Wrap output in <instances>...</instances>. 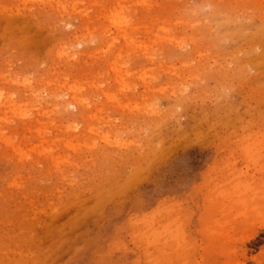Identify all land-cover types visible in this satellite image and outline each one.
<instances>
[{"label": "rangeland", "instance_id": "1", "mask_svg": "<svg viewBox=\"0 0 264 264\" xmlns=\"http://www.w3.org/2000/svg\"><path fill=\"white\" fill-rule=\"evenodd\" d=\"M0 120V264H264V0H0Z\"/></svg>", "mask_w": 264, "mask_h": 264}, {"label": "bare ground", "instance_id": "2", "mask_svg": "<svg viewBox=\"0 0 264 264\" xmlns=\"http://www.w3.org/2000/svg\"><path fill=\"white\" fill-rule=\"evenodd\" d=\"M132 3H134V2H132ZM142 4H143V3H142ZM127 6H128V5H127ZM86 16H87V15H86ZM115 18H116V17H115ZM162 22H163V20H162ZM143 25H144V24H143ZM161 26H163V25H161ZM98 27H99V26H98ZM137 28H138V26H137ZM158 28H160V27H158ZM161 29H162V28H161ZM168 29H170V28H168ZM168 29H167V30H168ZM136 30H137V29H136ZM156 30H158V29H156ZM118 31H119V30H118ZM123 31H124V32H128V31H125L124 29H123ZM146 31H147V30H146ZM146 31H145V32H146ZM82 34H83V33H82ZM156 34H157V33H156ZM156 34H155V35H156ZM122 35H123V34H122ZM158 36H159V34H158ZM162 36H163V35H162ZM124 38H125V37H124ZM162 38H163V37H162ZM158 39H160V38H158ZM112 40H113V39H112ZM128 40H129V39H128ZM130 40L133 41L132 39H130ZM130 40H129V41H130ZM154 40H155V39H154ZM159 41H160V40H159ZM155 42H156V41H155ZM160 42H161V41H160ZM146 44H147V43H146ZM118 54H120V53H118ZM75 60H76V59H75ZM115 63H116V62H115ZM9 75H10V74H9ZM11 79H12V78H11ZM13 79H14V78H13ZM9 81H10V80H9ZM17 85H18V84H17ZM45 94H46V93H45ZM6 96H7V95H6ZM4 97H5V96H4ZM12 97H15V96H12ZM86 98H87V97H86ZM9 99H10V98H9ZM11 99H12V98H11ZM7 100H8V99H7ZM1 101H2V100H1ZM4 101H5V100H4ZM8 101H9V100H8ZM10 101H11V100H10ZM6 102H7V101H6ZM1 105H2V103H1ZM6 106H7V105H6ZM3 107H4V105H3ZM8 108H9V107H8ZM13 111H14V110H13ZM2 112H3V111H2ZM6 113H7V112H6ZM12 113H13V112H12ZM3 114H4V113H3ZM3 116H4V115H3ZM10 117H11V116H10ZM0 121H1V120H0ZM44 125H45V124H44ZM41 126H42V125H41ZM91 129H92V128H91ZM3 135H4V134H3ZM11 137H12V136H11ZM11 137H10V138H11ZM10 138H9V139H10ZM5 139H6V138H5ZM12 141H13V140H12ZM6 142H7V140H6ZM10 144H11V143H10ZM21 144H22V143H21ZM86 146H87V145H86ZM32 149H33V148H32ZM71 150H72V149H71ZM59 158H60V157H59ZM59 166H60V165H59ZM20 185H21V184H20Z\"/></svg>", "mask_w": 264, "mask_h": 264}]
</instances>
